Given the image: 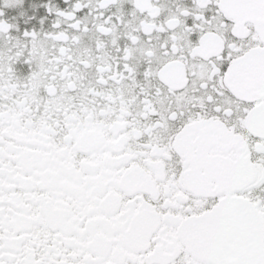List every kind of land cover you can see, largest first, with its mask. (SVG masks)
<instances>
[{
  "label": "snow or ice",
  "instance_id": "6c2138e0",
  "mask_svg": "<svg viewBox=\"0 0 264 264\" xmlns=\"http://www.w3.org/2000/svg\"><path fill=\"white\" fill-rule=\"evenodd\" d=\"M0 264H264V0H0Z\"/></svg>",
  "mask_w": 264,
  "mask_h": 264
}]
</instances>
